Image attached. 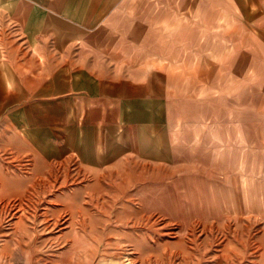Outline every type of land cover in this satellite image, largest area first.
I'll use <instances>...</instances> for the list:
<instances>
[{"label":"rangeland","instance_id":"374dc122","mask_svg":"<svg viewBox=\"0 0 264 264\" xmlns=\"http://www.w3.org/2000/svg\"><path fill=\"white\" fill-rule=\"evenodd\" d=\"M47 1L0 0V264H264V113L237 104L230 79L246 52L224 40L190 61L177 48L159 65L173 77L164 111L146 118L159 130L129 136L118 113L91 128L88 105H101L72 91V44L56 49L41 24V11L63 15Z\"/></svg>","mask_w":264,"mask_h":264},{"label":"crops","instance_id":"0c3cea01","mask_svg":"<svg viewBox=\"0 0 264 264\" xmlns=\"http://www.w3.org/2000/svg\"><path fill=\"white\" fill-rule=\"evenodd\" d=\"M64 1H47L46 6L63 15L53 17L41 11V24L48 19L54 24L51 32L57 36L56 49H66L65 45L72 44L74 56L69 72L72 91L86 98L87 103L101 105L99 108L88 105L89 127L98 115L105 120L102 114L118 113L126 130L131 132L129 136L135 137L140 127L148 126L152 132L159 130L160 123L147 121V114L164 111L159 104L160 82L173 78L170 73L165 75L159 65L177 63V48H183L185 58L191 61V54H196L191 52L193 48L222 47L224 40L229 42L232 54L234 51L247 54L245 58L239 57L242 68L247 71L230 76L239 82L233 89L237 104L247 113H264V90L263 100L257 106L253 68L257 57L264 64V0H71L70 12ZM201 54L200 51V57ZM58 60L51 79L57 85L56 95L64 88L58 86L64 85L65 78V64ZM204 63L200 60V64ZM148 65L152 67H145ZM221 79L224 80L223 75ZM200 80L206 79L201 76ZM108 101L114 102L110 108ZM136 113L143 115L136 116ZM124 132H120L122 138L127 136Z\"/></svg>","mask_w":264,"mask_h":264}]
</instances>
